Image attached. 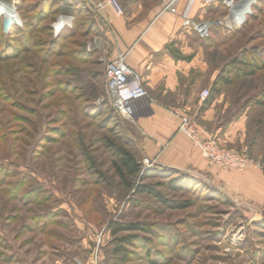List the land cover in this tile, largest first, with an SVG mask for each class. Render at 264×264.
<instances>
[{"label":"rangeland","instance_id":"obj_1","mask_svg":"<svg viewBox=\"0 0 264 264\" xmlns=\"http://www.w3.org/2000/svg\"><path fill=\"white\" fill-rule=\"evenodd\" d=\"M0 1L20 20L4 32L0 15V264H264V215L207 178L187 173L174 187L178 175L153 166L126 182L117 176L116 146L136 152L141 166L143 156L105 96L114 56L79 0ZM226 13L219 5L208 17ZM62 15L72 26L56 32ZM217 28L209 51L223 75L235 55L259 64L221 92L226 117H245L244 147L263 164L264 0L239 27ZM125 223L141 229L113 234Z\"/></svg>","mask_w":264,"mask_h":264},{"label":"crops","instance_id":"obj_2","mask_svg":"<svg viewBox=\"0 0 264 264\" xmlns=\"http://www.w3.org/2000/svg\"><path fill=\"white\" fill-rule=\"evenodd\" d=\"M80 1L110 43L111 56L126 52L128 64L147 90V97L125 103L140 154L155 159V166L199 174L234 201L264 215V163L241 172L222 169L204 159L178 131L177 112H187L199 131L215 135L219 144L237 149L246 146L245 117H226L228 102L223 93L206 104L199 99L202 89H210L217 69L211 67L209 48L201 37L181 26L179 14L189 0L175 1L176 14L161 11L162 0H118L122 16L110 7L94 12L92 7L100 0ZM210 8L194 0L189 15L207 18Z\"/></svg>","mask_w":264,"mask_h":264},{"label":"built area","instance_id":"obj_3","mask_svg":"<svg viewBox=\"0 0 264 264\" xmlns=\"http://www.w3.org/2000/svg\"><path fill=\"white\" fill-rule=\"evenodd\" d=\"M176 0H162V10L176 14L174 3ZM194 0H189L186 9L179 14L182 28L193 32L201 38H207L211 30L216 27H224L228 30L239 27L248 10L242 12L240 5L245 0H199L202 7L222 6L226 10L223 18H194L189 15V9ZM11 6V5H9ZM106 7H110L115 15L122 16L123 8L118 0H100L93 7L94 12H98ZM11 10L16 14L17 21L5 25V15L3 17V30L7 32L11 25L20 22L18 15L13 7ZM68 18L69 27L72 26V16L62 15ZM67 27V26H65ZM63 27L61 24L58 31ZM55 29V28H54ZM126 52H119L110 59L104 67L103 77L105 82V96L111 102L115 111L123 118H127L125 103L129 100L147 97V90L143 86L139 74L128 64ZM209 88H204L199 92V99L204 101L209 96ZM104 98L101 97V100ZM100 100V99H99ZM179 117L178 131L188 137L198 148L201 156L211 163L225 170L244 171L249 166L260 167L259 161L248 156L247 148L240 149L224 146L218 143L213 134H204L196 126L194 117L187 112H177ZM155 165V159L149 157L142 158V167L149 168Z\"/></svg>","mask_w":264,"mask_h":264},{"label":"trees","instance_id":"obj_4","mask_svg":"<svg viewBox=\"0 0 264 264\" xmlns=\"http://www.w3.org/2000/svg\"><path fill=\"white\" fill-rule=\"evenodd\" d=\"M79 3L84 8H86L80 0H79ZM86 10L89 13H91L89 9L86 8ZM91 15H92V19H91L92 20L91 21L92 27L91 28L94 29L95 27H97L96 21L94 20L92 13H91ZM0 20H1V18H0ZM217 31H219V29L217 27L213 28L211 30L210 35L207 38H200L201 41L203 42L204 46L209 48V50H210V47L213 46V43H212L213 40H216L214 38L217 37V34H218ZM210 55H211V53L209 51V58L211 61V67L214 69H217V74H216V76H215V78H214V80L210 86L209 96L207 97V99H205L203 101V104L208 103L216 95L220 94L222 86L232 84L234 82V80H236L240 76L252 75V74H254V72L257 69L260 68L258 62L255 60L253 55L249 54L248 58L246 56H242V55H235L232 58V63L229 64L231 66L233 65L234 68L230 69V71H229L230 76H225V75H223L224 67L221 68V66L219 67V65L215 64ZM235 62H238L240 65L234 66ZM258 95H259L260 103L262 104L264 101V88L259 92ZM112 112L115 116L119 115L115 111L114 108H112ZM231 117H233V115ZM132 142H133V146L135 147L136 145H134V140H132ZM135 150H137L136 147H135ZM138 153H140V152H138ZM247 154H248V156H250L248 149H247ZM115 156H116L117 160L114 162V170H115L117 176L121 180H123V182H126L125 178L134 177L141 172L142 166H141V163L137 157L136 152L130 151L126 147L119 145V146L115 147ZM153 168L161 170V171H163V170L170 171V172H174V174H177L178 175L177 177H172L169 179V185L174 186V187L178 186V184L182 183L184 177L188 175L186 172H181V171L171 170V169H165V168L158 167L155 165L153 166ZM136 190L139 192H146V193L150 194L151 196H154V197L159 198V199L161 198L160 193L158 191H156L154 188H152L146 184L138 185L136 187ZM138 229H141V227L136 223H125V224H118V225H115L114 227H112V232H113V234H115V233L120 232V231H133V230H138ZM131 237H133V235L132 236L126 235V236L122 237L121 241L124 243H128L131 241Z\"/></svg>","mask_w":264,"mask_h":264},{"label":"bare ground","instance_id":"obj_5","mask_svg":"<svg viewBox=\"0 0 264 264\" xmlns=\"http://www.w3.org/2000/svg\"><path fill=\"white\" fill-rule=\"evenodd\" d=\"M240 10L242 12L248 10V2L247 0L243 1V3L240 5ZM3 11L5 18H6V26L10 24L11 22H16L17 21V16L16 14L11 10V6L7 5L6 3L0 1V13ZM63 23V27L67 26L69 27V22L68 18L64 16L58 17V21L54 24L55 25V30L58 31L61 24ZM63 29V28H62Z\"/></svg>","mask_w":264,"mask_h":264},{"label":"water","instance_id":"obj_6","mask_svg":"<svg viewBox=\"0 0 264 264\" xmlns=\"http://www.w3.org/2000/svg\"><path fill=\"white\" fill-rule=\"evenodd\" d=\"M255 1H257V0H247L248 5H250L251 3L255 2Z\"/></svg>","mask_w":264,"mask_h":264}]
</instances>
